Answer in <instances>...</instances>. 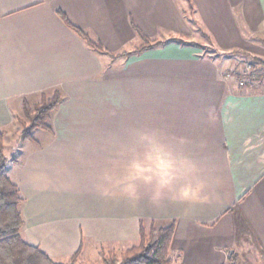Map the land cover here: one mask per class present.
Returning <instances> with one entry per match:
<instances>
[{
	"label": "crops",
	"instance_id": "crops-1",
	"mask_svg": "<svg viewBox=\"0 0 264 264\" xmlns=\"http://www.w3.org/2000/svg\"><path fill=\"white\" fill-rule=\"evenodd\" d=\"M73 27L114 54L178 37L264 56V0H0V131L23 237L93 264L174 221L171 264H264L259 62L241 75L174 41L114 58ZM58 92L52 135L13 154L25 105Z\"/></svg>",
	"mask_w": 264,
	"mask_h": 264
},
{
	"label": "trees",
	"instance_id": "trees-1",
	"mask_svg": "<svg viewBox=\"0 0 264 264\" xmlns=\"http://www.w3.org/2000/svg\"><path fill=\"white\" fill-rule=\"evenodd\" d=\"M191 6L192 14L194 7L192 4ZM191 21L196 24L193 19ZM73 29L91 49L109 54L114 58L141 54L146 50L165 46L172 41L195 45L203 49L205 54L212 50V47L178 37H171L167 40L144 37L143 43L136 49L122 54H114L99 41L93 40L87 31L77 27H73ZM251 59L254 64L259 62V71L264 75V60L254 57ZM254 64L250 65L251 68ZM61 101L62 96L58 92L52 97H43L33 105H25L19 119L20 141L26 142L33 138V132L37 129L50 128L51 115ZM5 138V132L0 131V264H80L78 253L73 255L68 262H56L40 246L30 243L23 237L22 233L26 224L23 214L25 199L18 184L7 173L8 157L5 152ZM174 231V221L167 226L153 227L148 232L143 231L134 246L120 252L115 250L102 252L100 260L93 264H171L175 260L171 256ZM230 264H238L235 253L230 255Z\"/></svg>",
	"mask_w": 264,
	"mask_h": 264
},
{
	"label": "rangeland",
	"instance_id": "rangeland-1",
	"mask_svg": "<svg viewBox=\"0 0 264 264\" xmlns=\"http://www.w3.org/2000/svg\"><path fill=\"white\" fill-rule=\"evenodd\" d=\"M208 54H213L217 60H220V61L222 60L224 62V64H226L227 68H230V69L235 70V71L238 70L239 71L238 74L248 75L249 73H251V66L250 65L254 64L252 62L251 57L246 58L247 60H245L244 55L239 54L237 56V53H234L237 56V58H236V56L232 55V56H230L229 59H224V57L221 56V52L219 50L212 48V50H210L208 52ZM261 58L264 59V56H262ZM15 126L17 127V129L20 130L21 126H20L18 121L17 122L15 121ZM50 130H51V128H49V127H43V128L37 129L33 132V138L27 140L26 142H21L20 138H19L20 132L18 133V131L15 128L11 127L9 129L11 136L8 138L7 146L8 145L12 146V149L10 148V150H12L13 154H16L17 150L21 147H24V148L27 147L28 148V146L37 145V144H41V143L46 142L47 138L50 135H52V132ZM6 149H7V147H6ZM18 153L21 154L20 152H18ZM244 258L248 259L251 257H248V258L244 257ZM86 264H88V263H86Z\"/></svg>",
	"mask_w": 264,
	"mask_h": 264
}]
</instances>
